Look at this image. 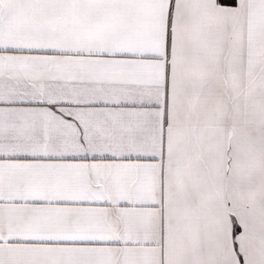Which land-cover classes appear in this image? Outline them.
I'll return each instance as SVG.
<instances>
[{
	"label": "snow or ice",
	"instance_id": "snow-or-ice-1",
	"mask_svg": "<svg viewBox=\"0 0 264 264\" xmlns=\"http://www.w3.org/2000/svg\"><path fill=\"white\" fill-rule=\"evenodd\" d=\"M0 264H264V0H0Z\"/></svg>",
	"mask_w": 264,
	"mask_h": 264
}]
</instances>
